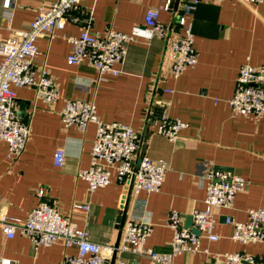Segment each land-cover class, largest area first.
I'll list each match as a JSON object with an SVG mask.
<instances>
[{
	"label": "crops",
	"instance_id": "0c3cea01",
	"mask_svg": "<svg viewBox=\"0 0 264 264\" xmlns=\"http://www.w3.org/2000/svg\"><path fill=\"white\" fill-rule=\"evenodd\" d=\"M56 2L0 0V42L27 31L36 16ZM163 6L164 0H85L75 16L83 21L92 15V34L104 37L110 28L129 34L144 24L151 9ZM181 10V1L177 5L175 0L172 12L160 14L164 25L173 26L172 38ZM191 22L198 65L178 80L171 76L168 40L131 43L125 64L118 67L121 75H108L103 83H98V73L88 64L68 63L71 46L65 37H80L84 25L70 23L53 40L46 37L37 42L40 55L36 69L46 66L59 86L61 100L51 107L38 100L33 89L13 88L23 121L29 118L31 137L26 152L15 162L7 159L8 147L0 141V214L26 220L39 205H50L80 229H86L95 243L116 246L121 237L117 220L124 211V187L115 178L106 189L88 192V184L79 174L91 166L96 126L81 134L62 123L65 103L82 100L96 105L104 123L131 127L141 136L140 155L147 154L170 168L160 193L131 196L127 218H149L154 231L145 256L125 255L126 260L152 264L147 256L171 251L174 234L167 226L169 214L178 211L186 225V218L194 211L205 210L204 177L212 166L243 178L247 189L237 195L233 210L217 212L220 241L202 239V249L208 253L186 254L175 264L216 263L217 256L225 253L262 255V245L234 242V228L225 221L232 217L247 223L249 210L264 209V118L235 117L229 106L241 67L248 62L255 67L264 64V5L203 0ZM20 103L30 104L22 110ZM164 110L171 119L189 126L174 144L157 134L153 121ZM59 150L66 155L61 169L54 164ZM39 189L44 190L42 199L37 197ZM86 203L91 206L87 219L74 212L75 205ZM76 254L75 245L63 242L35 251L31 241L21 235L13 240L0 238V257L18 264H62L65 257Z\"/></svg>",
	"mask_w": 264,
	"mask_h": 264
},
{
	"label": "built area",
	"instance_id": "2783aa9c",
	"mask_svg": "<svg viewBox=\"0 0 264 264\" xmlns=\"http://www.w3.org/2000/svg\"><path fill=\"white\" fill-rule=\"evenodd\" d=\"M181 14L175 24L176 35L170 37L173 26L160 21L161 11L172 12L175 0H164L160 9H151L143 25L136 26L129 34L110 28L104 37L92 34L93 17L88 15L81 21L75 16L82 9L85 0H58L49 9L42 10L30 23L29 29L13 35L6 43L0 42V141L8 147L7 159L15 162L27 150L31 137V127L23 121L19 112L13 88L33 89L38 100L55 107L61 100L59 86L50 72L43 66L36 69L40 55L37 42L43 38L53 40L58 31L68 24L84 25L80 37L65 39L71 46L68 63L72 66L88 64L98 73V83L106 81L108 75L117 77L122 71L129 54V45L137 40L150 42L153 39L169 41V60L171 76L178 80L188 70L198 65V54L194 49L192 16L203 0H180ZM222 3L230 0H212ZM247 6L264 5V0H236ZM229 106L235 117L264 118V64L255 67L250 62L244 64L239 72L234 97ZM62 123L66 128H76L85 134L91 125L96 126V138L91 153V166L82 171L79 178L88 184V192L94 194L106 189L113 179L128 191L133 183L132 196L141 193L152 195L160 193L166 174L170 171L167 163L156 162L147 154L141 153V136L131 127L122 124H106L99 115L94 103L82 100L67 101L61 112ZM157 134L170 143L180 140L188 125L181 120L171 119L164 111L154 120ZM54 164L61 169L66 164L65 152L59 150ZM206 181L205 210L194 211L192 229L185 228V217L178 211H171L167 226L173 231L169 253H152L147 256L152 264H175L178 257L191 254L208 253L202 249V239L211 243L220 241L216 234L217 212L231 211L235 207L237 195L244 193L248 183L243 178L210 167L204 177ZM37 197H44L39 189ZM141 206L144 205L139 203ZM146 206V205H145ZM74 212L88 217L90 203L75 205ZM249 221L239 223L226 217V224L234 228L232 240L242 245H262L264 247V209L249 210ZM154 227L149 218H127L118 248L101 246L92 240L86 229H80L69 218L64 217L57 208L41 204L26 220L11 219L0 214V238L13 240L17 235L28 238L35 251L50 248L60 242L75 245L77 254L67 256L62 264H111L117 253L115 264H133L124 258L131 255L142 257L147 241ZM0 264H18L14 260L1 258ZM203 264H264L262 255L244 253H225L216 258V263Z\"/></svg>",
	"mask_w": 264,
	"mask_h": 264
},
{
	"label": "water",
	"instance_id": "95a60500",
	"mask_svg": "<svg viewBox=\"0 0 264 264\" xmlns=\"http://www.w3.org/2000/svg\"><path fill=\"white\" fill-rule=\"evenodd\" d=\"M179 3H180V0H177V5H179ZM29 104L30 103H26V104H21L20 103V107L23 110L25 108L24 106L29 105ZM28 120H29V118L26 117L24 122L28 123ZM132 188H133V183L131 184V187H130V189L128 191H124L125 192V198H124V205L125 206L123 207L124 211H123V214L117 220V229L119 230L121 235H122V231H123L126 219H127V213H128L129 205L131 203ZM192 227H193V218L192 217L186 218L185 228L186 229H192ZM192 231H193L194 234L200 236L199 231H197L195 229H192ZM120 241H121V237H119V240H118L115 248H118V246L120 244ZM116 258H117V253H115V255L113 256L111 264H115Z\"/></svg>",
	"mask_w": 264,
	"mask_h": 264
}]
</instances>
